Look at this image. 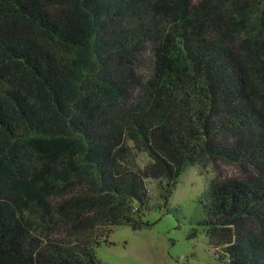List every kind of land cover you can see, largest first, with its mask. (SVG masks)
Instances as JSON below:
<instances>
[{
    "label": "trees",
    "instance_id": "trees-1",
    "mask_svg": "<svg viewBox=\"0 0 264 264\" xmlns=\"http://www.w3.org/2000/svg\"><path fill=\"white\" fill-rule=\"evenodd\" d=\"M208 166L193 224L264 264V0H0V264H104Z\"/></svg>",
    "mask_w": 264,
    "mask_h": 264
},
{
    "label": "rangeland",
    "instance_id": "rangeland-1",
    "mask_svg": "<svg viewBox=\"0 0 264 264\" xmlns=\"http://www.w3.org/2000/svg\"><path fill=\"white\" fill-rule=\"evenodd\" d=\"M223 168L227 174L235 172ZM203 174L215 176L210 166L203 170L192 167L179 179L169 200L170 208L181 211L179 220L160 208L158 194L151 189L150 209L143 217L149 226L138 230L130 226L115 228L107 242L96 247L99 260L104 264H218L207 235L193 224L198 217L197 200L207 188ZM193 229L198 231L195 238L190 237Z\"/></svg>",
    "mask_w": 264,
    "mask_h": 264
}]
</instances>
